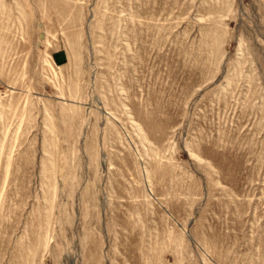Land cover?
Instances as JSON below:
<instances>
[{"label": "rangeland", "instance_id": "374dc122", "mask_svg": "<svg viewBox=\"0 0 264 264\" xmlns=\"http://www.w3.org/2000/svg\"><path fill=\"white\" fill-rule=\"evenodd\" d=\"M0 264H264V0H0Z\"/></svg>", "mask_w": 264, "mask_h": 264}]
</instances>
